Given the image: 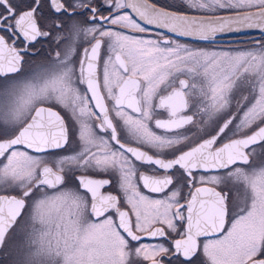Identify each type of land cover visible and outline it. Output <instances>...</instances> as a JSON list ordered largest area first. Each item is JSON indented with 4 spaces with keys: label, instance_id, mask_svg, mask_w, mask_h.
<instances>
[{
    "label": "snow or ice",
    "instance_id": "1",
    "mask_svg": "<svg viewBox=\"0 0 264 264\" xmlns=\"http://www.w3.org/2000/svg\"><path fill=\"white\" fill-rule=\"evenodd\" d=\"M0 264H264V0H0Z\"/></svg>",
    "mask_w": 264,
    "mask_h": 264
},
{
    "label": "flooded vegetation",
    "instance_id": "2",
    "mask_svg": "<svg viewBox=\"0 0 264 264\" xmlns=\"http://www.w3.org/2000/svg\"><path fill=\"white\" fill-rule=\"evenodd\" d=\"M161 2H163V0H161ZM232 38H237V37H232ZM238 38H239V39H245V38H247V37L241 35V36H239ZM226 42H227V40L221 41V43H226ZM40 47H41L40 45H37V48H40ZM43 47H44V49H47L48 45L45 44Z\"/></svg>",
    "mask_w": 264,
    "mask_h": 264
}]
</instances>
